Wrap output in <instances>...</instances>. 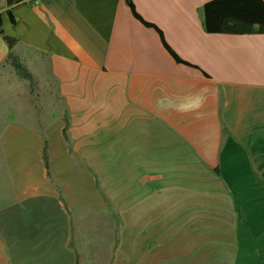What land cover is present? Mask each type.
<instances>
[{
  "label": "crops",
  "instance_id": "obj_1",
  "mask_svg": "<svg viewBox=\"0 0 264 264\" xmlns=\"http://www.w3.org/2000/svg\"><path fill=\"white\" fill-rule=\"evenodd\" d=\"M131 1L0 0V264H264V33Z\"/></svg>",
  "mask_w": 264,
  "mask_h": 264
},
{
  "label": "trees",
  "instance_id": "obj_2",
  "mask_svg": "<svg viewBox=\"0 0 264 264\" xmlns=\"http://www.w3.org/2000/svg\"><path fill=\"white\" fill-rule=\"evenodd\" d=\"M125 1L134 18L146 27H153L152 25L144 22L138 16L131 0ZM204 13V26L208 33H251L254 25H258L259 33H264V4L261 0H214L204 6ZM156 31L160 36L164 48L174 58V60L177 63L188 65L185 62H182L166 45L161 32L157 29ZM0 34L3 35L1 30ZM3 39L7 43L8 47L12 46L13 40L6 36H3ZM18 68H20V66H18Z\"/></svg>",
  "mask_w": 264,
  "mask_h": 264
},
{
  "label": "clouds",
  "instance_id": "obj_3",
  "mask_svg": "<svg viewBox=\"0 0 264 264\" xmlns=\"http://www.w3.org/2000/svg\"><path fill=\"white\" fill-rule=\"evenodd\" d=\"M205 90H200V92L195 93L193 96H191L186 104H181L179 106H176V110L179 112H190V111H196L199 107L202 106L204 103L206 96L204 94Z\"/></svg>",
  "mask_w": 264,
  "mask_h": 264
}]
</instances>
